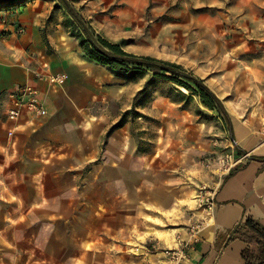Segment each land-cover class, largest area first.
<instances>
[{"label": "crops", "instance_id": "crops-1", "mask_svg": "<svg viewBox=\"0 0 264 264\" xmlns=\"http://www.w3.org/2000/svg\"><path fill=\"white\" fill-rule=\"evenodd\" d=\"M138 1L127 0L118 17L100 19L91 7L80 15L95 34L126 52L173 62L161 56L154 27L147 30L138 16ZM68 13L65 21L73 20ZM7 15L10 21L0 24V264H31L32 252L44 256L40 264H76L64 254L92 250L107 253L109 264H129V243L144 233L145 249L156 240L163 247L149 252L151 263L165 264L164 250L187 230L188 214L197 209V187L185 173L194 156L176 144L167 147L168 134L149 140L154 151L138 149L133 121L154 112L159 96L136 108L139 117L117 126L152 73L117 77L89 59L69 25L45 33L47 12L36 5ZM62 73L68 79L61 86L39 77ZM26 87L39 91L47 115L22 107L12 123L13 97ZM162 103L171 104L166 98ZM259 129L254 119L231 120L233 141L248 157L218 188L213 217L186 264H261L244 257L257 249L253 233L243 230L232 239L247 219L264 228V125Z\"/></svg>", "mask_w": 264, "mask_h": 264}, {"label": "rangeland", "instance_id": "rangeland-1", "mask_svg": "<svg viewBox=\"0 0 264 264\" xmlns=\"http://www.w3.org/2000/svg\"><path fill=\"white\" fill-rule=\"evenodd\" d=\"M69 1L80 14L86 7H91L95 11L94 16L100 19L106 16H121L127 4V0ZM145 1L139 0L136 10L140 12L138 16L142 17L147 30L154 27L161 56L204 80L221 98L234 125L238 119H254L260 128L259 131L263 132L264 0ZM28 5H36L47 12L45 33H51L59 24L70 26V22L64 19L67 16L65 11H68L59 0H26L10 9L0 8V24L10 21L11 15H7L9 12L13 14ZM84 20L90 21L87 17ZM73 30L72 28L71 31ZM154 96L160 98L159 107L154 112L149 110L142 113L145 117L138 123L133 121L132 132L135 139L139 140L138 149L152 152L156 143L149 140L156 139V136L161 134H168L167 147L176 144L179 146L177 150L184 147L194 156V159L190 160V170H185L187 180L197 187L193 200H196L199 189L204 185L220 187L228 175L221 169L222 160L231 154H238L232 139L231 126L222 112L208 108L197 94L172 83L159 84ZM162 98L168 99L171 104H163ZM161 141L166 145L164 139ZM196 207L197 209L188 214V221L192 214L199 216L197 212L200 209ZM188 226L189 224L187 228ZM183 233L184 238H187V230ZM183 233L174 235L171 246L179 236L183 237ZM143 235H137V240L129 243V264H152L149 252L163 248H160L156 240L146 245L150 250L148 251L144 247L145 233ZM160 238L163 239L164 235ZM97 240L99 244L108 241H105V238ZM89 246H94L93 242L91 245L89 243ZM80 250L83 249L78 251ZM29 255L31 264H40L44 259L41 253L32 252ZM64 256L65 261H74L76 264H109L110 258L107 253L93 250L66 252ZM143 256L148 257L141 260Z\"/></svg>", "mask_w": 264, "mask_h": 264}, {"label": "trees", "instance_id": "trees-1", "mask_svg": "<svg viewBox=\"0 0 264 264\" xmlns=\"http://www.w3.org/2000/svg\"><path fill=\"white\" fill-rule=\"evenodd\" d=\"M25 1L0 0V8L10 9ZM59 1L73 17V20L67 21L68 23L70 22V28L74 29L71 31L72 35L81 38L80 45L90 60L108 66L117 77L124 79L135 80L152 73L145 87L137 94L133 108L124 113L117 125L118 127L123 126L127 118L140 116L136 108L145 107L151 101L157 86L161 83H172L182 86L197 94L208 108L221 111L231 126L229 114L222 100L205 84L204 80L188 73L179 64L126 52L121 43L110 42L101 35L95 34L88 22L84 20L69 0ZM236 148L239 154L246 153L239 146H236ZM234 170L236 169H233L230 175L234 173ZM237 229H239L238 235L232 239L242 237V231L244 230L246 231L244 235H247L248 232L253 233L252 239L257 244V249L245 251V259L250 263L264 264V228L262 225L252 219H247Z\"/></svg>", "mask_w": 264, "mask_h": 264}, {"label": "built area", "instance_id": "built-area-1", "mask_svg": "<svg viewBox=\"0 0 264 264\" xmlns=\"http://www.w3.org/2000/svg\"><path fill=\"white\" fill-rule=\"evenodd\" d=\"M39 77L43 79L46 78V81L58 86L63 85L68 79V75L64 73L52 74L47 77L39 75ZM22 107H25L28 112L37 117H44L47 115V110L40 100L39 91L33 87L24 88L22 95H14L13 105L8 110V119L10 122H17ZM13 134V131L9 132V136H13ZM247 157L248 154L239 153L226 156V158L222 160L221 169L224 171V174H230V172L243 163V160L247 159ZM218 188L219 187H208L204 185L199 189L195 201L202 213L197 217L195 214H192L189 217L187 238L179 236L173 246L164 250L166 256L165 264H186V261L190 256V250L194 248L195 244L200 239L199 235L201 229L208 224L213 217Z\"/></svg>", "mask_w": 264, "mask_h": 264}]
</instances>
